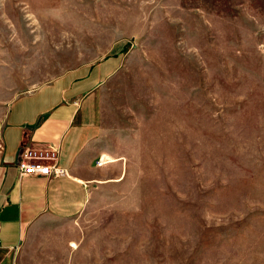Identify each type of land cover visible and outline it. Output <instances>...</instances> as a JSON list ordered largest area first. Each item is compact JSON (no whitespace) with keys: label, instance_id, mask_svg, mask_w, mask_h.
<instances>
[{"label":"rangeland","instance_id":"rangeland-1","mask_svg":"<svg viewBox=\"0 0 264 264\" xmlns=\"http://www.w3.org/2000/svg\"><path fill=\"white\" fill-rule=\"evenodd\" d=\"M104 65L109 163L65 264H264V0H0V132Z\"/></svg>","mask_w":264,"mask_h":264},{"label":"crops","instance_id":"crops-1","mask_svg":"<svg viewBox=\"0 0 264 264\" xmlns=\"http://www.w3.org/2000/svg\"><path fill=\"white\" fill-rule=\"evenodd\" d=\"M108 71L73 70L10 103L0 132V264H65L70 252L77 260L86 248L81 224L106 151L101 92ZM25 146L55 148L66 174L22 175Z\"/></svg>","mask_w":264,"mask_h":264},{"label":"built area","instance_id":"built-area-1","mask_svg":"<svg viewBox=\"0 0 264 264\" xmlns=\"http://www.w3.org/2000/svg\"><path fill=\"white\" fill-rule=\"evenodd\" d=\"M107 162L103 156H100L96 165H103ZM17 166L22 175H43V176H61L66 174V169L57 163V150L55 148H36L25 146Z\"/></svg>","mask_w":264,"mask_h":264},{"label":"bare ground","instance_id":"bare-ground-1","mask_svg":"<svg viewBox=\"0 0 264 264\" xmlns=\"http://www.w3.org/2000/svg\"><path fill=\"white\" fill-rule=\"evenodd\" d=\"M73 246H75V245H73Z\"/></svg>","mask_w":264,"mask_h":264}]
</instances>
